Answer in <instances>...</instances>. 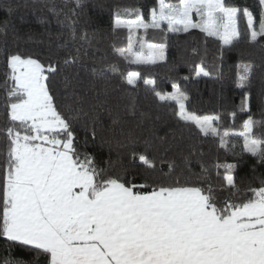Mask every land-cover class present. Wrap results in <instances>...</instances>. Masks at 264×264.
I'll return each mask as SVG.
<instances>
[{"label":"snow or ice","instance_id":"snow-or-ice-1","mask_svg":"<svg viewBox=\"0 0 264 264\" xmlns=\"http://www.w3.org/2000/svg\"><path fill=\"white\" fill-rule=\"evenodd\" d=\"M75 4L79 7L81 0ZM257 4L258 19L248 7L227 0H156L147 14L137 7L117 9L114 26L127 28L129 35L127 47L115 51L136 65L166 59L165 43H149L133 29H143L145 35L157 30L164 37L198 29L227 46L241 38L240 24L246 23L245 34L257 42L264 39V0ZM49 10L55 11V5ZM110 67L118 71L116 65ZM251 70L250 65L240 68L239 86ZM56 71L53 63L9 53L0 74L5 116L0 127V241L6 251L19 248L30 254L29 259L5 258L3 264H264V179L257 187L242 188L232 175L236 165L209 166L197 159L196 172L190 157H184L175 177L173 161L167 163L164 179L145 177L137 184L114 174L111 161L101 167L95 156L77 147L78 126L95 139L101 106L85 109L83 99L73 94L61 111L48 83V74ZM196 75L209 72L198 66ZM140 78L139 72L129 71L126 81L135 85ZM172 87L170 93L151 90L160 101H174L181 120L205 136H219L220 148L229 149L226 137H242L243 151L264 163V136L254 132L258 125L264 127V118L256 121L249 115L242 131L221 134L214 125L219 116L187 111V95L177 84ZM139 160L156 171L145 155ZM213 171L226 185L213 183ZM225 189L229 195L221 197L218 193Z\"/></svg>","mask_w":264,"mask_h":264},{"label":"trees","instance_id":"trees-1","mask_svg":"<svg viewBox=\"0 0 264 264\" xmlns=\"http://www.w3.org/2000/svg\"><path fill=\"white\" fill-rule=\"evenodd\" d=\"M155 3L156 0H81L77 7L75 0H0V74L6 70L9 53L32 56L45 65L53 63L57 71L48 74V83L61 111L71 103L73 94L83 99L85 109L101 106V121L94 126L95 139L78 126L77 147L95 156L101 167L111 161L113 173L124 179L137 184L145 182V177L164 179L169 161L175 162V177L180 174L184 157H190L196 172L200 171L197 159L209 166L234 164L232 175L242 188L259 186L264 179V163L243 151L242 137H226L229 149L220 148L219 136H205L193 123L181 120L171 102L160 101L151 89L170 93L175 83L188 97L185 106L189 112L219 116L214 125L221 134L226 130L242 131L249 115L256 121L264 118V39L251 42L244 32L246 23L240 24L241 38L227 46L198 29L168 33L167 37L160 32L148 31L145 35L143 30H133L147 42L165 43L166 59L156 64H130L115 51L127 47L129 35L128 29L115 28V13L117 9L137 7L147 14ZM227 3L248 7L258 19L257 0ZM53 4L55 11H50ZM66 60L70 62L66 64ZM111 65H116L118 71L113 72ZM243 65H250L252 70L241 87L238 72ZM198 66L209 75L197 76ZM129 71L141 75L135 85L126 81ZM144 79L156 83L145 85ZM4 124L0 108V127ZM254 132L257 137L264 136V127L258 125ZM141 154L155 163L156 171L146 169L139 160ZM224 171L219 169L221 176ZM212 181L217 187L226 185L217 179L215 171ZM218 194L227 197L229 192L225 189ZM6 247L0 241V264L9 257L30 258L19 248L6 251Z\"/></svg>","mask_w":264,"mask_h":264},{"label":"rangeland","instance_id":"rangeland-1","mask_svg":"<svg viewBox=\"0 0 264 264\" xmlns=\"http://www.w3.org/2000/svg\"><path fill=\"white\" fill-rule=\"evenodd\" d=\"M124 18H126V19H129V18H134V17H124ZM124 29H127V28H124ZM133 30H137V29H133ZM138 30H143V29H138ZM149 31H151V32H159V31H157V30H152V29H150ZM150 43V42H149ZM173 91V90H172ZM171 91V92H172ZM171 102V104H172V107L178 112L179 111V108H178V105L174 102V101H170ZM185 103V102H184ZM187 110V109H186ZM188 111V110H187ZM197 115V114H196ZM198 116H201V115H198Z\"/></svg>","mask_w":264,"mask_h":264}]
</instances>
